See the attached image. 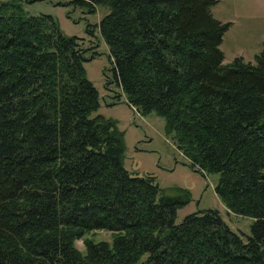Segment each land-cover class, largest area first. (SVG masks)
<instances>
[{
  "label": "trees",
  "instance_id": "obj_1",
  "mask_svg": "<svg viewBox=\"0 0 264 264\" xmlns=\"http://www.w3.org/2000/svg\"><path fill=\"white\" fill-rule=\"evenodd\" d=\"M218 3L61 4L110 9L90 30L108 47L107 87L163 119L193 169L219 175L216 194L254 219L251 235L214 210L177 224L189 192L174 197L154 175L131 174L116 121L93 116L100 94L85 63L99 52L13 2L0 4V264H264V49L254 63L225 64L231 24L214 17ZM97 231L112 243L87 238Z\"/></svg>",
  "mask_w": 264,
  "mask_h": 264
},
{
  "label": "rangeland",
  "instance_id": "obj_2",
  "mask_svg": "<svg viewBox=\"0 0 264 264\" xmlns=\"http://www.w3.org/2000/svg\"><path fill=\"white\" fill-rule=\"evenodd\" d=\"M65 0H0V4L19 3L27 16H52L61 32L70 37L84 39L85 48H96L99 56L85 63L89 80L100 94V109L93 116H103L116 121L124 134V167L135 176L152 174L156 182L168 195L176 197L177 192L188 191L190 202L177 212L176 223L194 213L218 211L230 229L242 236L251 235L254 219L234 215L216 194L218 174L200 172L193 169L190 161L178 149L172 137L164 131V121L156 114L141 116L129 107L122 91L115 85L107 87L110 71L108 47L100 32L90 30L110 13L107 6L97 7L95 14L86 8L61 4ZM213 7L214 17L222 23H230L225 33L221 50L225 55V64L242 57L246 62H255V58L264 49V0H218ZM121 96L119 98L117 96ZM96 242L112 243L111 232L97 231L87 235ZM76 248L85 253L84 240L76 242Z\"/></svg>",
  "mask_w": 264,
  "mask_h": 264
},
{
  "label": "water",
  "instance_id": "obj_3",
  "mask_svg": "<svg viewBox=\"0 0 264 264\" xmlns=\"http://www.w3.org/2000/svg\"><path fill=\"white\" fill-rule=\"evenodd\" d=\"M59 27V26H58Z\"/></svg>",
  "mask_w": 264,
  "mask_h": 264
}]
</instances>
